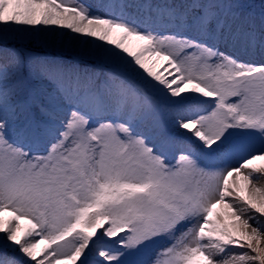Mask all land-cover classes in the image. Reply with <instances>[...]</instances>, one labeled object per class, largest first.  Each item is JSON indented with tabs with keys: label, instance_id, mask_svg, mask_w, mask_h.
Wrapping results in <instances>:
<instances>
[{
	"label": "snow or ice",
	"instance_id": "obj_1",
	"mask_svg": "<svg viewBox=\"0 0 264 264\" xmlns=\"http://www.w3.org/2000/svg\"><path fill=\"white\" fill-rule=\"evenodd\" d=\"M249 7L0 0V264H264Z\"/></svg>",
	"mask_w": 264,
	"mask_h": 264
},
{
	"label": "rangeland",
	"instance_id": "obj_2",
	"mask_svg": "<svg viewBox=\"0 0 264 264\" xmlns=\"http://www.w3.org/2000/svg\"><path fill=\"white\" fill-rule=\"evenodd\" d=\"M86 2L87 3H89V4H93V5H95V0H86ZM240 2L242 3V4H244V5H246L245 4V2H244V0H240ZM93 10H96L95 8L93 9ZM247 10V9H246ZM252 12H254V13H256L257 14V16L259 15V13H260V8H259V6L257 5V6H255L254 7V9H253V11ZM258 22V21H257ZM113 38H117V34L114 32V34H113ZM135 43L136 42H134V41H132V42H130V46H133V47H135ZM58 53H63V54H68V55H70V56H72V58H74L75 57V49L73 48V47H68V48H66L64 51H62V52H58ZM148 63L150 64V66H154L158 71H162V68H161V65L163 64V62L162 61H158V60H156L155 58H150L149 60H148ZM257 163H264V161H257ZM254 183H257L259 186H264V180H261V181H259V182H254ZM251 187V186H250Z\"/></svg>",
	"mask_w": 264,
	"mask_h": 264
}]
</instances>
